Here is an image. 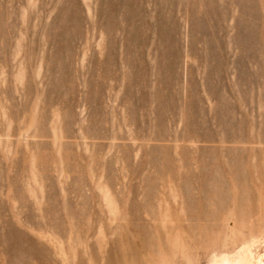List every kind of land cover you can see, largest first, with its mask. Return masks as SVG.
<instances>
[{
	"label": "rangeland",
	"instance_id": "obj_1",
	"mask_svg": "<svg viewBox=\"0 0 264 264\" xmlns=\"http://www.w3.org/2000/svg\"><path fill=\"white\" fill-rule=\"evenodd\" d=\"M0 264H264V0H0Z\"/></svg>",
	"mask_w": 264,
	"mask_h": 264
}]
</instances>
